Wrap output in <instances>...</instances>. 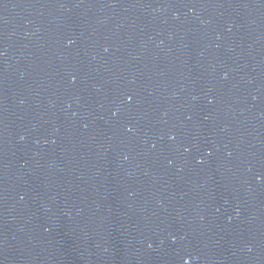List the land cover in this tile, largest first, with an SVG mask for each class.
I'll return each instance as SVG.
<instances>
[{
  "label": "water",
  "instance_id": "1",
  "mask_svg": "<svg viewBox=\"0 0 264 264\" xmlns=\"http://www.w3.org/2000/svg\"><path fill=\"white\" fill-rule=\"evenodd\" d=\"M0 264H264V0H0Z\"/></svg>",
  "mask_w": 264,
  "mask_h": 264
}]
</instances>
